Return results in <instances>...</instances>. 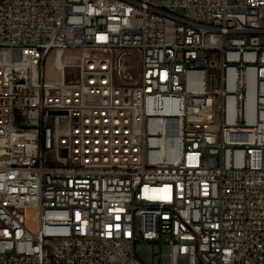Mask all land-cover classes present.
Masks as SVG:
<instances>
[{
  "label": "built area",
  "instance_id": "obj_1",
  "mask_svg": "<svg viewBox=\"0 0 264 264\" xmlns=\"http://www.w3.org/2000/svg\"><path fill=\"white\" fill-rule=\"evenodd\" d=\"M0 264H264V0H0Z\"/></svg>",
  "mask_w": 264,
  "mask_h": 264
}]
</instances>
